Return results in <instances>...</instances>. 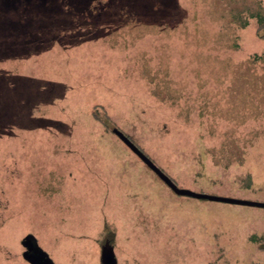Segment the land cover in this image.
<instances>
[{"label":"rangeland","instance_id":"1","mask_svg":"<svg viewBox=\"0 0 264 264\" xmlns=\"http://www.w3.org/2000/svg\"><path fill=\"white\" fill-rule=\"evenodd\" d=\"M258 15L0 0V264L33 241L53 264H104L107 243L117 264H264L263 208L176 195L102 120L179 187L264 202Z\"/></svg>","mask_w":264,"mask_h":264},{"label":"water","instance_id":"2","mask_svg":"<svg viewBox=\"0 0 264 264\" xmlns=\"http://www.w3.org/2000/svg\"><path fill=\"white\" fill-rule=\"evenodd\" d=\"M119 137L158 176V178H160L176 195L180 197L203 200V201H215V202H223L229 204L245 205V206H252V207H258L264 209V202L216 195V194L199 192L192 189L179 187L173 181V179L169 177L159 166H157V164L149 156H147L131 139L121 134L119 135ZM35 244L37 247L38 244L36 242ZM34 248L35 245L33 244L32 248H29V250L24 253V257L27 260L31 259L33 264H38L36 257L34 255L35 254ZM38 248L42 253V249L39 246ZM45 264H53V261L51 259H48ZM104 264H117L115 255L111 250L107 251L104 257Z\"/></svg>","mask_w":264,"mask_h":264},{"label":"trees","instance_id":"3","mask_svg":"<svg viewBox=\"0 0 264 264\" xmlns=\"http://www.w3.org/2000/svg\"><path fill=\"white\" fill-rule=\"evenodd\" d=\"M258 21L260 22V24L262 25V27L264 28V16H260V15H258ZM248 25V21H245L244 23H243V26H247ZM102 120H103V123H104V125L106 126V127H108V128H110V129H112L113 131H114V133H116V135L117 136H119L120 134L121 135H124V136H126V137H128L129 138V136L127 135V134H125L123 131H121L120 129H118V128H115L114 126H113V124L111 123V121L109 120V118L108 117H106V118H102ZM130 139V138H129ZM248 181L250 182L251 180H250V177L248 178ZM250 183H248V185H249ZM111 240V239H110ZM110 242V241H109ZM105 246H108V249L107 250H111L113 253H114V249H113V247H112V245H111V243H107V244H104ZM111 245V246H110ZM115 255V254H114ZM115 258H116V256H115ZM116 261H117V259H116Z\"/></svg>","mask_w":264,"mask_h":264},{"label":"flooded vegetation","instance_id":"4","mask_svg":"<svg viewBox=\"0 0 264 264\" xmlns=\"http://www.w3.org/2000/svg\"><path fill=\"white\" fill-rule=\"evenodd\" d=\"M32 244L35 245V248H34V251H35V257H36V260L38 262V264H45L47 262V260L49 259L48 257L46 256H43L42 253L40 252L38 246L36 247V244L35 242H33ZM29 248H32V245H28L25 247V252L29 250ZM36 249V250H35ZM38 252V253H37ZM28 261L33 264V262L31 261V259H28Z\"/></svg>","mask_w":264,"mask_h":264}]
</instances>
